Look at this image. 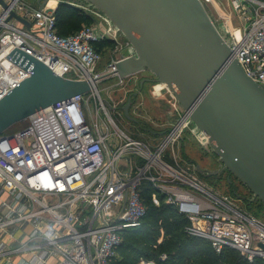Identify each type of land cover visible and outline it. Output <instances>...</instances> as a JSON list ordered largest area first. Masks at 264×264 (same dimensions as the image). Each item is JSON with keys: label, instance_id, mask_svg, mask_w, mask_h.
Returning <instances> with one entry per match:
<instances>
[{"label": "built area", "instance_id": "built-area-1", "mask_svg": "<svg viewBox=\"0 0 264 264\" xmlns=\"http://www.w3.org/2000/svg\"><path fill=\"white\" fill-rule=\"evenodd\" d=\"M79 1L85 2L68 4ZM38 2H0V100L31 76L23 54L94 89L36 112L12 135H0V264H113L123 233L142 225L146 200L173 207L188 221L185 232L207 240L216 254L233 250L249 263L264 264V221L239 205L238 197L205 188L194 166L179 163L174 148L192 124L189 113L183 111L152 144L123 132L101 99L91 101L100 81L118 77L108 76L114 64L136 56L128 40L127 52L118 49L122 32L104 15L61 36L56 8ZM229 3L238 29L225 16L217 29L232 59L264 89V0ZM105 41L117 43L119 55L99 71ZM124 82L119 78L117 85ZM152 89L178 104L164 84ZM191 133L201 146L210 145L198 128ZM166 259L162 255L158 264Z\"/></svg>", "mask_w": 264, "mask_h": 264}, {"label": "water", "instance_id": "water-1", "mask_svg": "<svg viewBox=\"0 0 264 264\" xmlns=\"http://www.w3.org/2000/svg\"><path fill=\"white\" fill-rule=\"evenodd\" d=\"M83 1L100 10L136 52L116 62L108 76L124 79L150 72L154 78L142 80L140 90L145 83L167 86L195 127L209 137L231 176L264 203V89L232 59L201 0ZM23 55L31 76L0 100V135L40 110L94 89Z\"/></svg>", "mask_w": 264, "mask_h": 264}, {"label": "rangeland", "instance_id": "rangeland-1", "mask_svg": "<svg viewBox=\"0 0 264 264\" xmlns=\"http://www.w3.org/2000/svg\"><path fill=\"white\" fill-rule=\"evenodd\" d=\"M24 1L39 7V0ZM52 1L54 2V5H51ZM73 1L74 0H42L43 3H49L48 5L50 7H55L56 9L61 2L68 4ZM220 1L221 2L218 0H201L209 17L217 28L220 29L221 23V19L216 13V9L219 7V10L227 11L226 14L230 21L229 23L232 24L234 30H237L238 25L236 18L232 13L229 1ZM78 3L79 4L74 3L73 6H70L81 13L91 16V24H94L96 20L104 17V14L95 7H90V10L83 8L80 9V4L86 6L87 3L80 1ZM222 7L225 8L222 9ZM218 18L220 19L219 21ZM88 25L87 23H84L81 28ZM118 40L120 41L118 49L127 52L128 46L125 44L127 40L126 37L122 34ZM117 45V43L115 45L112 41H105L99 45V49L103 54V59L99 64V71L106 68L113 57L119 55V52L115 51ZM148 78L154 77L150 72L145 71L125 78V82L122 85H117V82L119 81L118 77L104 79L98 83V98L95 97L96 99H91V101L95 105V103H99L98 99H101L106 109L111 113L117 126L130 137L155 144L163 133L178 121L183 110L179 104L174 105L170 96L153 94L152 87L158 83H145L143 89L140 90L141 81ZM134 94L136 95L134 96ZM26 125V122L17 123L5 131L4 135H12L17 131H20ZM195 128L196 127L192 122V124L184 130L182 138L174 148V152L176 156H178L180 165L184 168L194 166L195 169L190 167L193 171L192 173L200 179L201 184L204 185L205 188L223 194L226 193L234 198L238 197L237 200L239 205L264 221V203L250 193L244 184L231 176L229 170L224 166L211 145L203 147L198 143L197 139L191 133ZM169 155L171 156L172 153L170 152ZM163 238L164 231L161 230L155 248L162 243ZM127 239L128 238H126L124 244L122 242L121 245H125L126 242L130 241V243H136L138 248L146 247V243L140 246L139 243L135 241L136 239ZM159 240H161L160 243H158ZM120 246L117 249L115 257L116 261H121L123 259V254L120 252ZM161 248H163V246ZM161 248L157 251V253H159L158 259H151L157 261L155 262L157 264L162 255L167 256V259L162 262V264H165L168 260V255L166 253H161L166 251H163Z\"/></svg>", "mask_w": 264, "mask_h": 264}, {"label": "trees", "instance_id": "trees-1", "mask_svg": "<svg viewBox=\"0 0 264 264\" xmlns=\"http://www.w3.org/2000/svg\"><path fill=\"white\" fill-rule=\"evenodd\" d=\"M58 20V33L67 36L76 33L84 23L91 25V16L81 13L69 4L61 2L56 9ZM88 25V26H90ZM147 214L142 225L135 230H126L123 233V244L132 238L141 246L146 243V247L138 248L136 243L126 242L120 246L123 259L114 260L113 264H139L141 258L157 260L161 248V253L168 255L165 264H221L223 262L231 264H263L257 259L253 263L247 262L236 251L225 250L222 254L215 253L210 243L198 237L189 236L185 232L188 221L179 215L171 206H154L146 200ZM164 231V238L160 245H156L160 231ZM164 243V244H163ZM218 258V260H217ZM217 260V261H216Z\"/></svg>", "mask_w": 264, "mask_h": 264}, {"label": "crops", "instance_id": "crops-1", "mask_svg": "<svg viewBox=\"0 0 264 264\" xmlns=\"http://www.w3.org/2000/svg\"><path fill=\"white\" fill-rule=\"evenodd\" d=\"M209 1V0H208ZM219 2H221L220 0H218ZM227 1H229V0H227ZM230 4V3H229ZM51 5H54V2L52 1V3H51ZM219 7H217V9H216V13H217V15H218V17L220 18V17H227V11H221V10H219L218 9ZM225 7H222V9H224Z\"/></svg>", "mask_w": 264, "mask_h": 264}]
</instances>
